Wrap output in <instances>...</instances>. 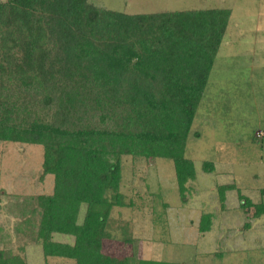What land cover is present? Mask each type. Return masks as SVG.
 Here are the masks:
<instances>
[{
	"label": "trees",
	"instance_id": "16d2710c",
	"mask_svg": "<svg viewBox=\"0 0 264 264\" xmlns=\"http://www.w3.org/2000/svg\"><path fill=\"white\" fill-rule=\"evenodd\" d=\"M231 15L230 8L130 14L89 0H0V141L41 145L42 177L54 176L53 193L37 197L33 235L46 263L190 264L110 254L104 242L113 207L126 205L124 155L172 160L187 199L197 176L188 138ZM231 189L218 186L222 208ZM239 197L249 218L264 216V201L240 190ZM213 217L202 214L201 232ZM0 264L29 263L0 249Z\"/></svg>",
	"mask_w": 264,
	"mask_h": 264
},
{
	"label": "rangeland",
	"instance_id": "374dc122",
	"mask_svg": "<svg viewBox=\"0 0 264 264\" xmlns=\"http://www.w3.org/2000/svg\"><path fill=\"white\" fill-rule=\"evenodd\" d=\"M89 1L130 14L232 10L188 138L186 156L197 176L187 183V199L172 160L124 155L120 191L126 205L111 211L104 250L190 264H264V216L249 218L239 197L240 190L255 203L264 201V139L254 140L264 133V0ZM43 159L41 145L0 141V249L29 264H76L61 257L46 263L33 236L40 222L37 197L52 194L55 185L53 175L42 177ZM205 161L214 163L213 171L204 170ZM225 184L236 189L226 192L222 208L218 186ZM203 213L214 215L204 233ZM54 240L73 243L74 237L54 234Z\"/></svg>",
	"mask_w": 264,
	"mask_h": 264
},
{
	"label": "built area",
	"instance_id": "2783aa9c",
	"mask_svg": "<svg viewBox=\"0 0 264 264\" xmlns=\"http://www.w3.org/2000/svg\"><path fill=\"white\" fill-rule=\"evenodd\" d=\"M264 133H257L258 136H262Z\"/></svg>",
	"mask_w": 264,
	"mask_h": 264
},
{
	"label": "crops",
	"instance_id": "0c3cea01",
	"mask_svg": "<svg viewBox=\"0 0 264 264\" xmlns=\"http://www.w3.org/2000/svg\"><path fill=\"white\" fill-rule=\"evenodd\" d=\"M254 227V226H253ZM252 225H251V228H253Z\"/></svg>",
	"mask_w": 264,
	"mask_h": 264
}]
</instances>
